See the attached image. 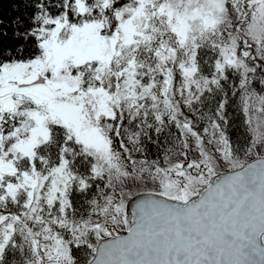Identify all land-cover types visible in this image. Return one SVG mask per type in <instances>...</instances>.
<instances>
[{"label":"snow or ice","instance_id":"obj_1","mask_svg":"<svg viewBox=\"0 0 264 264\" xmlns=\"http://www.w3.org/2000/svg\"><path fill=\"white\" fill-rule=\"evenodd\" d=\"M14 10L0 18V264H264V0ZM165 133L152 158L145 142Z\"/></svg>","mask_w":264,"mask_h":264},{"label":"trees","instance_id":"obj_2","mask_svg":"<svg viewBox=\"0 0 264 264\" xmlns=\"http://www.w3.org/2000/svg\"><path fill=\"white\" fill-rule=\"evenodd\" d=\"M18 2V0H0V18L4 19L6 22L10 21L13 17L18 15V12L14 10V5ZM23 9L21 8V11ZM230 121L234 123V127L229 129V132L233 139L240 137L243 138L244 131L243 126L240 124L239 114L234 111H230L229 113ZM176 130L173 129V132ZM160 144L153 145L149 142H145L152 158H155L158 153L161 152L162 147L168 143L172 137H169L167 133L163 134L160 138Z\"/></svg>","mask_w":264,"mask_h":264},{"label":"water","instance_id":"obj_3","mask_svg":"<svg viewBox=\"0 0 264 264\" xmlns=\"http://www.w3.org/2000/svg\"><path fill=\"white\" fill-rule=\"evenodd\" d=\"M145 193L146 192H140V195L133 194V196L131 197V199L128 202L129 207H128L127 211H128L129 217H131L132 207L134 206L135 202L139 199L144 198Z\"/></svg>","mask_w":264,"mask_h":264},{"label":"rangeland","instance_id":"obj_4","mask_svg":"<svg viewBox=\"0 0 264 264\" xmlns=\"http://www.w3.org/2000/svg\"><path fill=\"white\" fill-rule=\"evenodd\" d=\"M139 191H140V192H146L147 190H146V189H143V188H141ZM134 194H135V192H134Z\"/></svg>","mask_w":264,"mask_h":264}]
</instances>
